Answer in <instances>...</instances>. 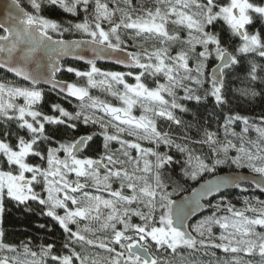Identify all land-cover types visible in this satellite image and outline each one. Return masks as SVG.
Instances as JSON below:
<instances>
[{
  "label": "snow or ice",
  "instance_id": "1",
  "mask_svg": "<svg viewBox=\"0 0 264 264\" xmlns=\"http://www.w3.org/2000/svg\"><path fill=\"white\" fill-rule=\"evenodd\" d=\"M260 61L264 0H11L0 264H264V199L246 195H264V112L236 102L264 103ZM6 204L38 212L41 242L9 236Z\"/></svg>",
  "mask_w": 264,
  "mask_h": 264
},
{
  "label": "trees",
  "instance_id": "2",
  "mask_svg": "<svg viewBox=\"0 0 264 264\" xmlns=\"http://www.w3.org/2000/svg\"><path fill=\"white\" fill-rule=\"evenodd\" d=\"M217 30H219V25L217 26ZM251 30V29H250ZM67 38H78V37H67ZM129 50H132L131 48ZM261 63H264V61H260ZM80 63V62H79ZM82 64V63H80ZM109 66L112 67L110 64H100L98 63V66ZM214 66V65H213ZM117 70H126V69H120L118 67H115ZM66 79H72L70 75H65ZM245 85L240 84L237 82L234 87H244ZM259 91V89H256ZM96 94V93H94ZM182 94V93H181ZM48 99L51 102H61L59 101L58 98L55 96V94H51ZM240 105L243 106L244 109H250L249 111L243 112L242 114L250 115V116H256L259 115L261 112H264V103H261V98L257 97L255 99L251 98H246V97H241L239 100L236 101ZM75 103V101H74ZM190 118V116L186 117ZM239 131V128L237 129ZM252 138H254L255 134H251ZM118 147V145H117ZM227 171H247V169H242V170H236V169H229L227 167L222 168L220 171H218L217 174L227 172ZM206 178H209V176H206ZM183 186L187 189L185 192H181L180 195H184L190 191L191 187H195L197 184L196 182L188 181L187 183H184L181 181ZM245 187H250V185H245ZM233 194L229 196V199L233 201V203L237 204V207H242V201H243V196L240 195V190L239 189H234L230 190ZM246 195L249 197H258L259 199H264V195H261L260 192L256 189H251ZM40 222L43 223L44 219L42 217H39L38 212L36 213H28L25 214L23 211L18 210L16 207H14L12 204H6V212L4 216V227L9 234V236L14 240V241H20L28 238H32L35 236H39L40 240L36 241L37 243L41 242L44 238V233L43 232H37V229L35 227L36 223ZM51 238V237H49Z\"/></svg>",
  "mask_w": 264,
  "mask_h": 264
},
{
  "label": "water",
  "instance_id": "3",
  "mask_svg": "<svg viewBox=\"0 0 264 264\" xmlns=\"http://www.w3.org/2000/svg\"><path fill=\"white\" fill-rule=\"evenodd\" d=\"M11 3V0H0V20L3 19V16L4 14L6 13V10H7V6ZM131 51V50H130ZM80 63H83V62H80ZM98 63L100 64H110L111 65V62L109 61H99ZM114 67H118L120 69H125L124 66H114ZM127 70V69H126ZM228 172H231V171H227V172H223V173H219L218 175H224ZM242 174H249L247 171H240ZM211 177L209 178H206V179H210ZM247 185V184H245ZM198 185H196L195 187H197ZM234 190V189H232ZM259 191V190H258ZM260 192V191H259ZM188 193L184 194V195H187ZM183 196V195H182Z\"/></svg>",
  "mask_w": 264,
  "mask_h": 264
}]
</instances>
